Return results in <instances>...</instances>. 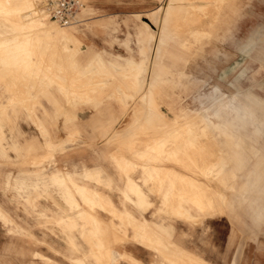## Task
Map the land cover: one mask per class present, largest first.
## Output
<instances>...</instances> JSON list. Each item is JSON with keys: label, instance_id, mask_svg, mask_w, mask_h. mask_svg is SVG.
Masks as SVG:
<instances>
[{"label": "rangeland", "instance_id": "obj_1", "mask_svg": "<svg viewBox=\"0 0 264 264\" xmlns=\"http://www.w3.org/2000/svg\"><path fill=\"white\" fill-rule=\"evenodd\" d=\"M53 1L0 0L16 32L12 53L0 50L11 73L1 76L0 61V264H143L137 245L156 264H173L193 242L185 235L210 233L218 215L248 218V232H257L247 188L259 160L251 145L264 152V132L238 128L245 155L237 170L227 169L229 131L213 130L209 112L188 120L183 111L232 69L230 91L264 97V0H180L168 20V0H83L69 23L51 16ZM202 3V12L193 8ZM135 19L155 32L144 58ZM163 36L189 46L169 57L178 66L166 67L160 91L156 65L161 117L141 100ZM255 105L262 116L263 104ZM62 172L66 186L52 180ZM77 184L100 196L84 200ZM117 250L135 258L116 263Z\"/></svg>", "mask_w": 264, "mask_h": 264}, {"label": "crops", "instance_id": "obj_2", "mask_svg": "<svg viewBox=\"0 0 264 264\" xmlns=\"http://www.w3.org/2000/svg\"><path fill=\"white\" fill-rule=\"evenodd\" d=\"M149 15L150 14H148V16ZM7 18L8 15L0 14V31L2 32H0V42L7 40L6 46L2 49L4 51H7L4 52L6 55H10L12 49V34L16 32H13V26L11 22L7 20ZM142 20L144 19L142 18ZM136 22L141 29V34L139 35V40L134 39V41L137 43V46H139L140 50H142L141 56L142 58H144L146 54L150 56L151 44L152 40L155 37V32L153 29H151V25H149L150 23H148V27H145L139 20H136ZM205 42L209 41L206 40ZM159 44H161L162 49H164L163 58H161V55H158L156 51ZM186 46H189L188 41L171 43L166 40L165 36H163V40L161 39V42L158 41L155 47V67L153 69V73L150 77H148V75H145L148 86L151 83L156 65H158L156 77L159 89L157 91H160L161 76L166 75L167 73H169V71H172V69H168L169 67L173 68L174 66L176 68V66H178L177 64L172 62L169 57H175V51L188 53ZM167 47H169V49L172 48L173 50H168ZM0 61L3 64L1 76L8 75L11 77V73L5 68V65L7 66V63L8 61H10V59H2L0 53ZM179 68H181V66H179ZM233 70L234 69L229 70L228 74L224 76L225 81H222L219 84L218 88L211 89L203 94L200 93L198 106L183 111V114L189 113V117L187 118L188 120H190L194 116H202L204 115V112H209V119H211L210 124L212 125L213 130L217 129L222 131H229V138L226 139L228 141L227 145L231 146L232 149H229L228 151V162L227 160H224L222 162L225 163L227 169L233 165L234 168L232 169L237 170L239 166H241L240 163L242 161L240 160V158L245 155L244 142L243 144H240L242 141L240 140L241 137L238 128L245 126L244 124H255V130L257 131V133L264 132V110L262 116H260L255 105L259 104L261 106L263 104L264 106V97H258V95L248 91L244 93L241 89L230 91V88L234 86V83L231 80V73L233 72ZM42 82H44V80H42L41 83ZM231 83L233 84L231 85ZM49 85L50 84L47 85L45 91H49ZM9 98L8 101L11 104L13 94ZM202 99H205V101H202ZM170 103L175 104L174 102ZM7 104L8 103L6 102L1 103V105ZM199 109L201 111L197 112ZM194 111H196V113ZM251 148L254 152V155L256 154L259 157V160L255 161V166L252 169L253 173L251 179L250 176L248 178L249 184L247 188V196H250V204L252 205V213H250L254 218L259 219L260 228L257 230V232L252 233L248 232L250 230V226L252 225L250 219L248 218H244V222H239L233 216H212L209 219V221L211 222L210 233L196 232L193 235L186 234L183 240L193 242L184 245L183 248L181 247L182 249H180V253H177L174 250H171V252H169L177 253V257H175L179 258V261L182 262H180L181 264H196L195 259L197 258H200L202 261H207L209 262V264H264V183H262V177L264 176V152H260L258 150L259 147L255 145H251ZM56 175L57 174H55L54 176ZM129 181V184L131 186L139 184V182L133 180L131 176ZM86 189L94 191L91 188L86 187ZM96 193L99 194V192ZM113 193V201L116 204L117 202H119L118 196L116 192ZM141 199L144 200L145 197H140V200ZM153 235L154 238L159 237V235ZM135 252H137L138 256H140L143 264H156L157 262L160 263V261H158L159 258H156V256L152 252H150L149 249H143L140 245H137ZM124 256L132 257L133 255L128 252L125 253L117 250L116 263H118L119 257L123 258ZM175 257L173 260H170L173 264L177 262L175 260ZM133 258L135 257L133 256ZM137 259H139V257H137ZM119 264L130 263L121 261L119 262Z\"/></svg>", "mask_w": 264, "mask_h": 264}, {"label": "bare ground", "instance_id": "obj_3", "mask_svg": "<svg viewBox=\"0 0 264 264\" xmlns=\"http://www.w3.org/2000/svg\"><path fill=\"white\" fill-rule=\"evenodd\" d=\"M184 1V0H183ZM195 1H199V0H195ZM208 1V0H207ZM180 2V0H168V4H167V7H166V9H165V20H168V18H170L175 12H176V10H178L179 8H181V3H179ZM182 2V1H181ZM7 5V4H6ZM207 5H208V3H202V5H200V4H193V8H196V9H198L199 11H201L202 12V10L203 9H205L206 7H207ZM191 6V5H190ZM199 6H202V7H199ZM183 7V6H182ZM199 7V8H198ZM162 8H163V5H161V4H159V5H155V6H152V8H151V10H154V12H155V14L156 13H158V12H160V10H162ZM187 8V7H186ZM42 11H44V9L42 10ZM42 11H40V12H42ZM185 11V10H184ZM152 12V11H151ZM201 12L199 13L200 15H201ZM204 12V11H203ZM187 14V13H186ZM196 15L198 18H196V16H195V18L196 19H199V16L200 15ZM185 16H188V15H185ZM186 18H188V17H186ZM26 19H28V18H26ZM152 21H153V19H152ZM146 23V26L148 27V22L147 21H145ZM143 23V22H142ZM144 24V25H145ZM150 25V24H149ZM150 27V26H149ZM150 29V28H149ZM186 29V28H185ZM194 29V28H193ZM197 29V28H196ZM197 30H200L201 31V29H197ZM204 30V29H203ZM1 32V31H0ZM2 33V32H1ZM205 33V32H204ZM155 34V33H154ZM153 38V37H152ZM18 38L17 37H15L13 40H17ZM200 39V38H199ZM5 40V39H4ZM154 40V39H153ZM152 40V41H153ZM202 40V39H201ZM6 41L7 40H5V41H2V42H0V50L3 48V47H5L6 46ZM11 42H12V39H11ZM199 42V41H198ZM201 42V41H200ZM163 44V43H162ZM198 44V43H197ZM13 48V47H12ZM163 50L164 49H162V46H161V44H159V46H158V49L156 50L157 51V54L158 55H161L162 53L164 54V52H163ZM73 52V51H72ZM12 53V52H11ZM13 55V54H12ZM16 55V54H15ZM154 55V54H153ZM147 57V56H146ZM93 59V58H92ZM147 60H148V58H146ZM92 61V60H91ZM129 64H131L132 62H128ZM90 64V63H89ZM140 65V64H139ZM96 66V64L94 65V67ZM141 66V65H140ZM140 66H139V68H140ZM144 68V67H143ZM136 70H137V68H136ZM140 70H141V68H140ZM152 83H150V85L148 86V85H146V88H145V90H144V92H143V98H142V96H141V98H142V104H143V107L144 108H147V107H150V108H154L156 111H157V113H158V115H160L161 117H163L164 116V112L161 110V109H159L158 108V105H157V101H156V99L154 98L155 97V94H154V91H153V89H152V85H151ZM29 86V85H28ZM141 87H142V85H140ZM144 87V86H143ZM148 89V90H147ZM173 137V136H172ZM181 138V137H180ZM147 140V139H146ZM208 141V140H207ZM56 143V142H55ZM62 144L63 143H65V142H61ZM54 148V147H53ZM215 152V151H214ZM211 177V176H210ZM67 176L65 175V172H62V173H58L56 176H54V177H52V180L53 181H55V182H57V183H59V184H61V185H67ZM41 180V179H40ZM70 180V179H69ZM70 185V184H69ZM77 187H78V191H79V193H80V195H81V197L84 199V200H91V198H93L92 196L95 194H97V195H99L98 193H96V192H94V191H90V190H88V189H86V187L84 188V187H82V186H80V185H78L77 184ZM203 193V192H202ZM69 194V193H68ZM72 195V194H71ZM74 195V194H73ZM96 195V196H97ZM100 196V195H99ZM95 197V196H94ZM27 198H29V196L27 197ZM72 198V197H71ZM78 200V199H77ZM79 201V200H78ZM75 202V201H74ZM79 203V202H78ZM76 204V203H75ZM206 207V206H205ZM83 212V211H82ZM85 212V211H84ZM83 212V213H84ZM4 214V213H3ZM156 236V235H155Z\"/></svg>", "mask_w": 264, "mask_h": 264}, {"label": "built area", "instance_id": "obj_4", "mask_svg": "<svg viewBox=\"0 0 264 264\" xmlns=\"http://www.w3.org/2000/svg\"><path fill=\"white\" fill-rule=\"evenodd\" d=\"M82 4L83 0H54L51 4V16L59 22L69 23Z\"/></svg>", "mask_w": 264, "mask_h": 264}]
</instances>
